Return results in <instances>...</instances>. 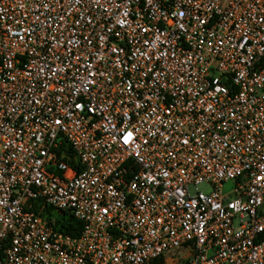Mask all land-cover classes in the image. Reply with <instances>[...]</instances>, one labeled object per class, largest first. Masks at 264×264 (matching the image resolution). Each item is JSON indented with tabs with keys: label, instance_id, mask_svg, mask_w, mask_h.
Here are the masks:
<instances>
[{
	"label": "built area",
	"instance_id": "1",
	"mask_svg": "<svg viewBox=\"0 0 264 264\" xmlns=\"http://www.w3.org/2000/svg\"><path fill=\"white\" fill-rule=\"evenodd\" d=\"M162 258L264 264V0H0V264Z\"/></svg>",
	"mask_w": 264,
	"mask_h": 264
},
{
	"label": "trees",
	"instance_id": "2",
	"mask_svg": "<svg viewBox=\"0 0 264 264\" xmlns=\"http://www.w3.org/2000/svg\"><path fill=\"white\" fill-rule=\"evenodd\" d=\"M46 214L49 216L53 215L51 209H48L46 211ZM53 225L57 230L64 232L65 234L70 236H78L82 229L81 223L75 220V218L71 215H63V216L55 217L53 221ZM162 262H163V258L154 260L148 264H161Z\"/></svg>",
	"mask_w": 264,
	"mask_h": 264
},
{
	"label": "rangeland",
	"instance_id": "3",
	"mask_svg": "<svg viewBox=\"0 0 264 264\" xmlns=\"http://www.w3.org/2000/svg\"><path fill=\"white\" fill-rule=\"evenodd\" d=\"M231 187H232L231 184L227 185L225 190L228 191V190H230ZM198 190L201 191V192L208 193V192L211 191V188L209 186L203 184V185L198 186ZM190 192L192 194H195V188L192 187L190 189ZM55 216H57V215H55ZM170 256L171 257H175V258H177L180 261H184V260L189 258L190 252H189V250L187 248H182V249H180V250H178V251H176L174 253H171Z\"/></svg>",
	"mask_w": 264,
	"mask_h": 264
}]
</instances>
